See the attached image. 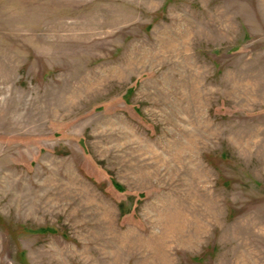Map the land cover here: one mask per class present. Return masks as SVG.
Returning a JSON list of instances; mask_svg holds the SVG:
<instances>
[{"label": "rangeland", "instance_id": "1", "mask_svg": "<svg viewBox=\"0 0 264 264\" xmlns=\"http://www.w3.org/2000/svg\"><path fill=\"white\" fill-rule=\"evenodd\" d=\"M0 264H264V0H0Z\"/></svg>", "mask_w": 264, "mask_h": 264}]
</instances>
